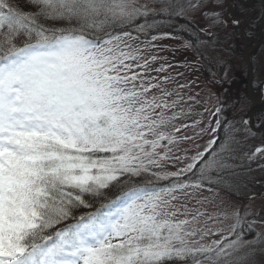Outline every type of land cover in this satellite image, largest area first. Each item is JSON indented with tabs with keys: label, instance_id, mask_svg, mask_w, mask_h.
Listing matches in <instances>:
<instances>
[{
	"label": "snow or ice",
	"instance_id": "1",
	"mask_svg": "<svg viewBox=\"0 0 264 264\" xmlns=\"http://www.w3.org/2000/svg\"><path fill=\"white\" fill-rule=\"evenodd\" d=\"M26 3L0 0V264H235L264 219L209 212L201 193L222 183L240 129L217 107L214 127L188 135L199 102L157 43L181 39L157 32V17L185 19L201 0ZM203 15L209 28L185 48L240 25ZM245 155L264 158V145Z\"/></svg>",
	"mask_w": 264,
	"mask_h": 264
},
{
	"label": "rangeland",
	"instance_id": "2",
	"mask_svg": "<svg viewBox=\"0 0 264 264\" xmlns=\"http://www.w3.org/2000/svg\"><path fill=\"white\" fill-rule=\"evenodd\" d=\"M260 1L264 3V0ZM180 2L186 3L187 0H180ZM230 4L235 9V16L241 17L238 19L240 25L235 26L229 23L227 27L223 25L212 27L214 36L211 38L201 34L196 40L206 42H199L200 52H196L193 47L185 48L182 39H162L157 43L170 48L160 52L161 56L167 57L168 62L174 65H182L169 69V72L173 76L177 73L182 74L177 77V83L189 85L183 90L184 95L193 96L199 102L192 103V115L186 122L192 123L194 120L202 119L203 124L196 129H187L188 135L195 136L199 128H203L209 122L214 127L218 117L212 113L217 107L223 109L220 119H228L233 127L240 129L236 135L238 143L233 144L232 155L235 158L228 161H232L231 166L234 165L231 169L232 176L231 174L227 176L231 178L229 180L223 178L222 183L214 186L215 192L201 193L212 201L207 205L208 211L231 213L235 209H240L242 213L245 211L250 213L249 219L255 217L260 220L264 219V158L257 157L255 161L249 162L245 154H250L256 147L264 145V126H261L263 117L258 114H253L250 125L245 126L243 123L254 109L249 97L248 85L245 84L249 79V71L244 52L248 47H255L253 41L258 42L249 60L253 71L251 91L255 101L260 102L264 85V41L262 43L264 6L257 4L255 0H231ZM201 5L200 8L188 9L185 13V18L195 24L198 29L209 28L210 22L204 18V12H217L221 18L227 17L231 20L227 0H201ZM154 6L159 8L160 4L157 3ZM160 29L162 27L158 26L156 31ZM242 35L245 41L250 42L249 45L244 43ZM260 39H262L261 42ZM175 86V84L169 85L170 88ZM205 108L208 111H205ZM259 126L262 129L260 128L258 132L256 129H259ZM209 139H211L210 134L201 135L195 143L200 145V150H203ZM181 148L192 149L189 155H192L195 150L191 141L182 144ZM229 223L231 221H226L224 226L227 227ZM243 239L255 241V243L242 248L235 254V264H264V225L257 223L253 226L251 233H244Z\"/></svg>",
	"mask_w": 264,
	"mask_h": 264
},
{
	"label": "trees",
	"instance_id": "3",
	"mask_svg": "<svg viewBox=\"0 0 264 264\" xmlns=\"http://www.w3.org/2000/svg\"><path fill=\"white\" fill-rule=\"evenodd\" d=\"M257 2V4H261L264 6V3L262 4V1L260 0H255ZM18 2L25 8V10H29L27 8V3L26 0H18ZM158 22H159V26L162 27V29L158 30L157 32H177L179 33L181 39L183 40L184 38L187 37L188 32H191L193 29H195L196 31H199V29L197 28V26L193 23H191L188 19H177V18H163V17H157ZM244 24V22H243ZM261 25H259L260 27ZM263 27H261L262 29ZM182 29H187V31H182ZM244 35L247 38L246 32H244ZM258 39V37H256ZM261 38V37H259ZM259 40V39H258ZM262 39H260L261 42ZM264 40H262L263 43ZM193 42L196 45L195 47V51L196 52H200V43L196 40L195 37H193ZM199 48V49H198ZM249 78V76H248ZM249 80V79H248ZM246 85H248V81L245 83ZM251 115L247 118L250 121V124L252 122L253 119V114H258L260 117H263V124L261 123V126H264V104H262L261 106H254V109L252 110V112L250 113ZM222 121H225V118L221 119ZM228 121V119H226ZM249 124V125H250ZM259 126V129H256V131H260V128L262 129V127ZM218 135L220 136V139L223 140L224 138V132H223V126L221 131L218 133ZM232 161L228 162L230 165ZM234 165H232L229 169L225 170L224 172L221 173L222 177L225 178L226 180H229L231 177H227L229 174H231V169ZM232 176V174H231ZM234 177V176H233ZM243 179V178H242ZM77 215H79V213H77Z\"/></svg>",
	"mask_w": 264,
	"mask_h": 264
},
{
	"label": "water",
	"instance_id": "4",
	"mask_svg": "<svg viewBox=\"0 0 264 264\" xmlns=\"http://www.w3.org/2000/svg\"><path fill=\"white\" fill-rule=\"evenodd\" d=\"M230 1L231 0H227V5H228V8H229V11H230V14H229V17L230 19H239L238 17L235 16V9L234 7L230 4ZM245 22L247 23V20H245ZM243 37V36H242ZM244 39V38H243ZM244 43L246 45H249L250 42H247L244 40ZM258 46V42H255V47ZM255 47H248L247 49H245V52H244V58H245V61H246V64H247V67H248V70H249V85H248V92H249V97L251 99V101L258 105L263 99H264V86H263V89H262V99L260 100V102H257L255 101L252 93H251V82H252V78H253V71H252V66H251V62L249 60V56L251 54V52L255 49Z\"/></svg>",
	"mask_w": 264,
	"mask_h": 264
},
{
	"label": "flooded vegetation",
	"instance_id": "5",
	"mask_svg": "<svg viewBox=\"0 0 264 264\" xmlns=\"http://www.w3.org/2000/svg\"><path fill=\"white\" fill-rule=\"evenodd\" d=\"M237 17H238V18H241L240 16H237ZM253 44H254V41H253ZM248 83H249V80H248ZM248 85H249V84H248ZM261 99H262V97H261ZM263 101H264V99L260 102V104H262ZM252 103H253V102H252ZM260 104L256 105V104L253 103L254 106H259Z\"/></svg>",
	"mask_w": 264,
	"mask_h": 264
}]
</instances>
